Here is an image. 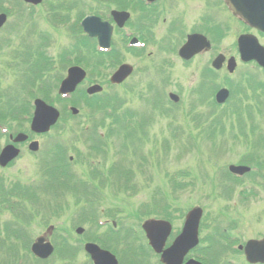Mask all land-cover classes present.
Segmentation results:
<instances>
[{"label":"rangeland","instance_id":"rangeland-1","mask_svg":"<svg viewBox=\"0 0 264 264\" xmlns=\"http://www.w3.org/2000/svg\"><path fill=\"white\" fill-rule=\"evenodd\" d=\"M136 1L137 0H132V3L128 7L131 8L132 11L128 10V12L130 11L131 14L129 20L130 27L136 31L137 37H139L144 30L147 29L148 32L149 26H141L140 35L137 29L134 28L135 24L139 21L138 17L140 15L139 8L134 6ZM12 2L19 6V4H17L18 0H12ZM213 2L215 4L216 2L218 3L219 0H202L200 2H195V0H165L158 4L156 9L160 10L161 17L165 16L166 22L162 23L159 21L157 27L152 30L153 34L148 32L150 36L148 40H151V42L147 43L146 48L143 49L144 53L141 52L142 56L137 53L135 55L132 54L133 57L126 54L123 47L126 41H124L120 44L122 49H120V47L116 48L118 58L108 59L105 64L109 67L112 65L113 68L115 66L118 67L119 64L127 63L133 67V73L125 83V86L111 88L109 86L108 76L111 75L113 71L111 72L107 68L102 69V71L108 75L107 78L103 76L95 77L88 69H85L88 74L87 80L82 84V87L90 84V80L95 79L98 81L97 84L102 85L105 90L103 100L110 101L112 104V108H110L112 112L115 114L121 113L123 109L131 108L137 113H140L141 117H149V122L154 120L150 127L144 125L148 131L147 139L143 138L140 134H138V139L136 140L132 138L125 139L127 137L125 134L117 135L118 139H114L115 143H111L112 150L110 149L104 152L107 155L106 159L101 156H94V154L92 155L88 150L85 135L90 132L89 126L91 122L88 124H83L82 122V124H78L80 119H75L74 121V118L71 119V117L67 120L63 119L52 129L49 137L39 138L38 136H34L32 138V140L39 142L40 151L37 155H31L27 150L26 144L21 145L19 146L21 153L18 159L7 168H0V193L2 194L3 189L8 191L9 187L11 188L13 184L38 186L40 182L38 169L40 160L37 161L39 155L46 149H50L53 144L63 143L62 145L68 146V155L72 157V172H74V175L80 177L82 180L83 177H87L86 175L88 174H90V178L93 180L96 175L99 177V181L102 182V186L98 184L101 193L95 196L93 202L95 206H97L96 212L98 211V213L96 214L101 216L102 219H105L104 217L107 216L106 218H112L117 221L118 225L122 222L125 226L129 227L138 224L132 214L138 215V219L141 220H145L147 217H156L154 216L156 215L155 211H150L149 208L161 206L164 213L162 216L166 217L172 223V236H174L181 230L185 214L194 207H200L203 210V217L200 223L201 240L207 239V236L213 231L220 233L222 240V230H227L229 234L231 233V236L241 245L251 239L263 237L264 169L257 173L252 179H250L249 176H245L241 180L235 181L230 178L227 166L230 164L237 165L240 163L239 161L248 160V155L253 153H255V157L258 158L256 162L262 163L264 161V94L260 95L261 93L259 92L262 84H264V74L255 68L253 64H240L236 48V39L241 34H252L256 36L262 46H264V37L254 31L247 30L245 26H242L241 23L233 19L230 14L228 15L223 7L219 8L217 5V7L215 6L213 9H208V4ZM13 4H8V6L13 7ZM20 4L23 6L21 1ZM101 6L108 7L107 4ZM86 7H88L87 4L85 8ZM170 7H172L171 10ZM10 10L11 7L9 8V11ZM25 10L28 11V14L31 13L32 19L35 22L34 26L37 28L38 32L49 36L47 42L50 44V48H48L47 55L52 58L53 66H56L57 60L55 56L63 48L60 47L61 45L66 46L69 31L67 32L66 28L60 27L58 23H55V26L50 25V27H48L44 23L47 22L46 18L48 16L39 9L27 10L25 7H22L21 12ZM94 10L93 7H90V11ZM90 11L85 9L84 12H80V16L88 15ZM168 11H170L171 14H168ZM40 14L44 16L42 15L39 18L38 16ZM204 14H206V17L212 20V22L221 23L223 28L225 27L223 39L219 43L216 42L213 44L210 53L198 57L189 63L190 65H181L176 59L177 57L173 53V50H177V46L180 45L179 43L177 44V40L180 39V31H182L183 28L175 31L176 36L174 39L176 41L165 42L163 41L164 39H161L162 37L165 38L167 35L166 30L168 29L169 19L172 17V20L180 21V19L183 18L182 26L186 31H200L201 25H199L200 21L198 22V18L200 15L202 16ZM209 20H207V24ZM14 21H16V15H13L12 12L6 23L7 27H4V30L0 32V67L4 57L8 58V62L13 65L11 71L4 69L2 72L3 75L1 73L2 69L0 70V80L2 79L0 87L5 91L9 89L10 86L11 88L15 86L18 82L19 85H17L18 89L16 93L20 91L19 94L23 95L29 91L30 88L38 90L39 86H36V82L34 83V87L30 86L33 80H31L32 78L29 75V71L33 62L31 56L25 52L23 48L19 47L22 43V34L16 32L18 29L14 30ZM19 25L20 24L17 23V27H19ZM207 27L208 26H206L204 30H207ZM202 31L203 29H201V32ZM152 35L153 38H151ZM3 36H9V39H4ZM116 39L119 38L115 36L114 41ZM34 43L35 41H33V44ZM219 53H222V55L226 56L228 59L233 57L237 62V68L231 76L227 75L225 68H223L219 74H216V87L217 84L221 85L224 81L229 83L230 86L228 87L231 90L232 99L230 102L228 101L229 103L226 106L215 109L213 106L210 107L208 103V100L211 99H208L210 95V92H208L209 79L203 81L201 85L199 84L198 76L201 69H205L206 67L209 68L210 62ZM14 58L18 59L16 60ZM79 58H84L85 63L88 59H86V54L84 52L82 55H77V59ZM165 61L169 63L168 66L163 64L164 67L162 68L166 72L158 73L161 63ZM58 72L63 76L62 71ZM53 74L56 75L58 73L54 71L52 72V75ZM45 76H47V73ZM249 78L252 82L251 87L253 91L249 89L250 91L246 92L247 89L245 83H243L246 90L245 93L248 96L243 98L241 96H236L234 86L238 84L242 85V82H246ZM43 81V79H40L39 85L42 86V84L45 83ZM257 84H261L260 88L254 90ZM56 87L49 90L46 98L49 97V99L54 100L57 95ZM46 88L47 86L44 87V89ZM214 89L215 86L212 87V93ZM226 89L228 90V88ZM169 92L175 93L180 98L179 103L175 105L174 108L166 104V95ZM6 95L11 97V91L6 92ZM251 95L254 97H251ZM15 96H17V94H14L12 97L14 98ZM25 96L26 99L24 96L21 97L25 102L23 106L27 107V94ZM116 97L118 98V102ZM141 97L144 98L141 100ZM34 98L43 99L38 95V92H34L32 99ZM158 98H160V100L162 99V113L158 111L155 114L152 107L155 106V101H157ZM124 99L127 101L125 100L123 106H120L121 101ZM78 102V106L75 105L76 109L80 111L82 116L86 117V111L83 109L85 107L84 104L81 101ZM116 102L117 108L115 109L114 104ZM103 103L104 101H102V104L99 106L103 105ZM54 106L61 112V110L57 108L59 106L55 104ZM0 107H3V105ZM15 107L17 108L15 112L19 111L17 105ZM107 110L103 109V111H98L96 115H94L95 118L100 119L99 126L104 125L103 128H99L98 130L102 137L106 134L104 132L107 131L106 124L111 122L108 119ZM247 110H252L253 112ZM167 112H169V114ZM19 113L21 114L20 111ZM249 113H254L251 124L250 122L248 123L247 116ZM30 114H32V111ZM81 115L79 117H81ZM169 115L174 119V124L170 129L169 127L167 128L170 123L168 119ZM153 116L155 117L153 118ZM188 118H192L195 123L187 121ZM125 119L126 118H124V120ZM237 119L242 121L245 136L240 134V127L237 126V122H235ZM211 120L220 124L218 127L217 124H215L216 128H214L212 132L206 129L208 125L211 124ZM197 125L200 126L195 128ZM108 126H112V124ZM28 127L29 122L26 124L21 122V130H16L12 127L10 129L11 135L18 132L28 133ZM177 127L181 128L176 138L177 140L174 141L170 139L169 145H167L172 130L176 131ZM205 129L206 131L203 133ZM76 133L83 135V137H81L82 140H78V138L75 137ZM70 134H73L72 138H70ZM161 142L163 147L160 146ZM7 143L8 137L0 139V150ZM118 143L124 147V152L131 153L132 150H135V153H137L135 154L136 156H132V153L125 154V157L123 156L121 158V166L129 165L130 162V168L132 169L129 177L132 184L129 186L127 183L126 187L121 189L115 188L111 180H108L110 174L107 171V168L113 163L117 164V159H119L118 155L121 152L118 149H120L121 146H119ZM182 143L183 147L181 145ZM153 146L156 148V151H152L150 157L149 154L147 155V158L149 160L151 159V162L148 163L147 167L145 162H141V166H137L136 164L139 158L141 157L143 159L146 157L142 154H145L148 150H152ZM251 147L256 149H250ZM94 167L98 170L92 174L91 172L94 171L91 170ZM177 176L178 179H176V182L180 183L179 189L170 186V182L173 183L172 179L174 180ZM86 179L89 180L88 177ZM105 184L109 186H103ZM75 187L76 189L73 190L74 194L80 192L88 196V192L82 190L77 184V179H75ZM211 190L213 192H211ZM229 190H232V192ZM41 191L40 197L37 196L35 204L42 208L45 207L43 202L63 203L68 201V198L62 197L60 193L55 190L46 191L45 188H42ZM168 191L172 192L171 196L173 200L168 196L169 204L165 203L166 205H164L160 203L159 198L162 193L167 194ZM15 192L17 191L15 190ZM230 192L231 194L228 195ZM151 196L157 199L151 200L150 204H148V200ZM170 200L171 203L169 202ZM68 203L72 205L70 201L63 203L62 206ZM80 204L74 207L73 213L80 210L83 203L81 202ZM2 208V205H0V225L4 223L7 224L12 219L7 211H2ZM68 209L71 208L68 207ZM90 211H94L93 207L89 208V213ZM70 214L71 210H67L64 212L62 220L59 218L44 220V224H41L43 228L40 229L35 226L30 227L28 229L29 237L27 240L29 241L42 235L47 228L44 226H53L55 228V234L52 237L54 241L53 244L58 245L60 236H62V238L65 236L67 237L68 232H70L68 236L69 242L72 244L70 245L72 247H79L80 244L85 242L84 239H86L87 235L85 231L82 236H76L74 234L75 229L77 227H82L88 230L87 228L89 227L87 224H81L79 226L78 223L75 224L76 221L70 219ZM84 215V213L76 214L78 218ZM229 224H232L233 227L227 228L226 226ZM215 226L216 228L213 230ZM3 235L0 227V240L4 237ZM223 245L226 247V251L224 248L222 249L220 255L217 256L219 258L216 259V264H226L228 261L234 262L235 264H246L243 255L230 252L227 242ZM206 246V243L202 245L203 248ZM202 247L201 245L199 246V248ZM111 249L115 250V246L111 247ZM213 249V247H209L205 250L212 251ZM27 254L28 253H26L24 257L26 264H31ZM70 254H75L73 261L68 258H62L60 250L56 257L54 255L47 264H62L58 263L60 258L67 259L68 262L71 261L72 264H89L88 258L83 252L77 254L73 250L70 251ZM1 257L0 264H11L9 260H4V256ZM153 259L154 258H151L148 263L153 264L154 262V264H156Z\"/></svg>","mask_w":264,"mask_h":264},{"label":"water","instance_id":"water-1","mask_svg":"<svg viewBox=\"0 0 264 264\" xmlns=\"http://www.w3.org/2000/svg\"><path fill=\"white\" fill-rule=\"evenodd\" d=\"M38 4L40 0H25ZM227 4L229 11L240 20H242L249 27L254 28L264 33V0H224ZM123 19L119 22L122 25L127 15L122 16ZM98 19L92 20L94 33L98 35L99 42L102 47H108L111 30L106 25H98L96 22ZM4 19L0 17V26L3 24ZM83 27L88 32L90 31V18H86L83 21ZM208 43L204 38L200 36H190L187 43L180 50V56L184 59H189L201 49H208ZM238 48L241 55V59L244 62L256 61L264 69V48L258 44L256 38L252 36H241L238 39ZM224 59L219 56L213 63L216 69H219ZM235 68L233 59L228 62V70L232 72ZM131 67L127 65L121 66L118 71L113 75L111 81L113 83H121L131 73ZM84 78V73L75 68L69 70L68 78L62 84L60 92H70L74 87L80 83ZM98 89L94 88L93 91ZM227 97L226 91H221L217 95V100L224 101ZM38 102V101H37ZM34 113V118L31 124V130L35 132H45L55 123L58 118V114L52 108L45 106L38 102ZM27 138L23 135H18L14 142L20 143ZM31 150H37V144L33 143L29 147ZM18 155V150H15L12 146H8L3 149L0 154V166H6L10 161L15 159ZM230 170L237 174H243L245 168H234ZM202 217V210L200 208H193L185 218L184 226L181 234L175 239L173 245L162 252L165 241L170 233V225L163 221H148L143 225V229L149 240L151 247L156 253H161L162 264H182L185 255L192 250L198 244V227ZM81 232V230H79ZM41 241L35 246V251L43 253L45 256L51 253L49 247H40ZM243 250L246 261L250 264H264V238L260 241H249ZM85 251L90 254L94 264H117L115 258L107 252L99 250L94 245H86ZM186 264H197L193 261H189Z\"/></svg>","mask_w":264,"mask_h":264},{"label":"flooded vegetation","instance_id":"flooded-vegetation-1","mask_svg":"<svg viewBox=\"0 0 264 264\" xmlns=\"http://www.w3.org/2000/svg\"><path fill=\"white\" fill-rule=\"evenodd\" d=\"M12 0H7L6 2H10ZM49 1L51 4H53L54 6L50 5L49 7V11L52 12L54 7L58 8L59 10H66V11H69V10H74L76 9L78 6H80L81 8H85L86 4L88 6V8L90 9V0H47ZM86 1V3H85ZM140 3L142 0H139ZM139 1L137 0L135 2V5L138 6V7H142L140 4H139ZM131 3V0H119V3L122 5L124 3ZM107 2H103V3H99L98 4V12L99 13H102V14H105L107 13L108 11V7H104V6H101L103 4H106ZM158 2H155L154 4H152L151 6H154L153 8L150 7V9L148 11H146L147 15H143V14H140L139 17H138V20L140 22H143L145 20V22H148V23H154L156 21V27H157V23L159 21H161L162 23H165L166 22V18L165 16H162L161 17V14H160V10L159 9H156V6H158ZM29 7V6H28ZM30 8L32 9H36V7H31ZM30 8H27V9H30ZM87 8V7H86ZM118 7H115V9H117ZM144 9V8H143ZM163 11V9H162ZM143 12V11H141ZM109 13V12H108ZM0 14H5L7 16V20H8V15H9V12L8 11H5V10H2L0 12ZM160 14V16L158 17V15ZM161 17V18H160ZM102 20H106L105 17H100ZM172 17H170L169 19V22H168V26H167V30H166V37H162L161 39L165 42H170V41H176L174 38L176 36V32L175 31H178L180 28H183L182 31H180V39H178V43L181 44L182 42L184 43V41L186 40L187 36L190 35V34H201L204 29L206 28V21L205 19L200 15L199 18H198V22H199V25H201V29H203V31L201 32V29L200 31L199 30H193L192 32H188L184 29V27L182 26V21H177V20H172L171 19ZM110 23L113 25V22L110 20ZM141 26L139 24H137V31H138V34L140 35V32H141ZM119 34V35H118ZM137 34V33H136ZM114 35H116L117 37H122L119 33L118 30H115L114 31ZM150 38L149 36V33L147 32V30H144L141 35L139 36V41L140 40H148ZM166 39V40H165ZM124 39L123 38H120L119 39V42H123ZM115 43H112V47H114L115 49V46H114ZM94 45V44H93ZM205 54H200L198 55L197 57H195L194 59L198 58V57H201V56H204ZM140 56V55H139ZM133 57V56H132ZM141 57V56H140ZM200 74H202L204 72L203 69H201L200 71ZM158 264V263H157Z\"/></svg>","mask_w":264,"mask_h":264},{"label":"trees","instance_id":"trees-1","mask_svg":"<svg viewBox=\"0 0 264 264\" xmlns=\"http://www.w3.org/2000/svg\"><path fill=\"white\" fill-rule=\"evenodd\" d=\"M17 103H18L17 99H15V102H13V104L11 103V104L6 106L7 108L1 109V107H0V125L3 124L4 122H5L4 124H6V121H8V120L10 121L9 116H8L10 114H13L14 120H18V117L16 114L19 113V111L15 112V110H16L15 105H17ZM20 111L22 113H26V112L28 113L27 108H21ZM15 127L20 128L19 123H17ZM214 238L216 239L217 237L214 236V237L209 238V240H208V238H207V240H205V242L207 243V248H209V247L214 248L212 251L206 250V252L202 253V256H203L202 261L205 264H216L217 263L216 259L218 258L217 256H219L221 253V251L217 247V244H220L221 240L218 238V239H216L217 241H214ZM203 242H204V240H203Z\"/></svg>","mask_w":264,"mask_h":264}]
</instances>
